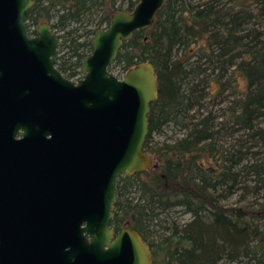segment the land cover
<instances>
[{"label":"trees","instance_id":"16d2710c","mask_svg":"<svg viewBox=\"0 0 264 264\" xmlns=\"http://www.w3.org/2000/svg\"><path fill=\"white\" fill-rule=\"evenodd\" d=\"M138 1L34 0L24 22L48 21L61 32L67 51L57 67L71 78L89 54L95 31L109 25L113 12L131 11ZM230 2L165 0L153 24L135 31L110 66L124 72L148 61L156 71L158 97L150 105L144 143L154 162L118 178L111 220L117 230L134 229L154 248L152 264H216L249 255L264 264V205L256 213L224 208V195L217 193H249L246 178L252 175L257 184L250 191L264 186V0ZM239 77L245 87L230 97L226 92ZM170 123L182 127L183 135L153 142L152 135ZM131 188L140 195L130 196ZM175 206L192 220L147 240L155 234L150 227L159 218L156 210Z\"/></svg>","mask_w":264,"mask_h":264},{"label":"water","instance_id":"95a60500","mask_svg":"<svg viewBox=\"0 0 264 264\" xmlns=\"http://www.w3.org/2000/svg\"><path fill=\"white\" fill-rule=\"evenodd\" d=\"M164 2L113 12L92 35L74 81L57 67L61 41L50 23L27 32L34 0H0V221H29L0 226V264L28 251L45 264H152L141 235L131 228L114 235L111 220L118 178L152 163L144 143L156 71L145 61L118 77L110 66Z\"/></svg>","mask_w":264,"mask_h":264},{"label":"rangeland","instance_id":"374dc122","mask_svg":"<svg viewBox=\"0 0 264 264\" xmlns=\"http://www.w3.org/2000/svg\"><path fill=\"white\" fill-rule=\"evenodd\" d=\"M230 1L231 0H221V2L227 3V5L232 4V2ZM36 27L37 26H32L30 24L29 26H26L27 32L30 36L35 35V34H31L29 31L36 30ZM89 27L93 28V25H90ZM104 27L105 26H103L102 28ZM55 33L58 35V37H60L61 32H55ZM60 41H61V44L58 49L57 58L62 59L64 58L62 56L66 57L67 48L65 47V43H63L62 38L60 39ZM180 53L181 52H178V55ZM57 65H58V61H57ZM110 71L118 77H121L123 74L121 66L117 64L113 65ZM81 77H82V73L79 70L78 74H76L74 77H71L69 79L77 81ZM231 86H234V87L229 88L226 93H228L230 97H234L237 95L238 91H242L244 89L245 82L241 77H239L237 83L231 82ZM184 131L185 130L182 129V127H180L179 125L170 123L169 125L163 127L159 133H154L151 139L153 142H161L165 139L167 141L173 140L177 137H181ZM153 162L154 161L152 160V163ZM246 179H247L246 184L250 187V190H253L254 186L257 184L255 177L252 175V176H248ZM250 190H249V193L246 192V190L242 188L233 190L231 193L225 190H218L217 193H222L224 195V197L223 198L221 197L220 199V205L223 206L224 208H228V207L246 208L249 213H256L258 212V209L261 208V205H264V186L259 190L258 193H253ZM129 195L138 197L140 195V191H135L133 188H131ZM123 197L124 196H121V199H123ZM156 211L159 212V218L153 219L152 226L150 228L155 231V234H153L150 237L148 235L147 240L149 241L154 240V239H159L161 235H168L171 232L173 225L179 226L178 228H183L185 224L190 222L193 218L190 213L184 212L183 207L181 206H175L169 209H165L163 211H161L160 209H157ZM261 215L262 214L260 213L259 216ZM260 224H261V227L264 229V217L263 218L261 217ZM216 264H259V262L256 258L249 255V256H242L238 260H228L225 257L220 258L216 262Z\"/></svg>","mask_w":264,"mask_h":264},{"label":"flooded vegetation","instance_id":"af4514ba","mask_svg":"<svg viewBox=\"0 0 264 264\" xmlns=\"http://www.w3.org/2000/svg\"><path fill=\"white\" fill-rule=\"evenodd\" d=\"M10 153H19L21 150L20 148H11V150H8ZM10 174V173H8ZM13 174H15L16 176L20 177V173L19 172H13ZM7 192H9L7 190ZM11 192V190H10ZM9 192V193H10ZM6 201H3V207L5 209H9V205L12 204V199H9V195L6 196ZM10 203V204H9ZM10 216V215H9ZM11 219H6V221H0V226H7L6 224L9 223H21L22 226H26L28 224V220H24V219H20V217H16L15 216H10ZM8 221V222H7ZM20 225V224H19ZM112 226V225H111ZM123 228H127V227H121L120 229H116L115 227L112 226V229L114 230V235L116 233H118L121 229ZM144 240V239H143ZM146 243L148 244L149 248H150V255H151V260L153 263V254H154V248L151 247V245L146 241ZM9 264H45L43 261V258L40 256V254L37 251H28L26 254L22 255V256H18V257H14L12 255H10V259H9Z\"/></svg>","mask_w":264,"mask_h":264}]
</instances>
